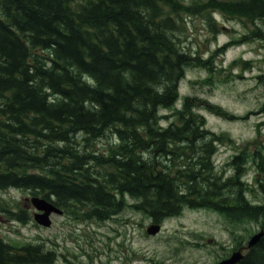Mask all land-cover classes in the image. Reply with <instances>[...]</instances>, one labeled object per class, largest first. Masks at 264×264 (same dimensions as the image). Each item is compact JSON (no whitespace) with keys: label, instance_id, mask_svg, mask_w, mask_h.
<instances>
[{"label":"trees","instance_id":"trees-1","mask_svg":"<svg viewBox=\"0 0 264 264\" xmlns=\"http://www.w3.org/2000/svg\"><path fill=\"white\" fill-rule=\"evenodd\" d=\"M214 12L264 23V0H0V191L29 192L102 222L117 190L140 198L155 220L202 208L264 230V146L234 156V175L221 182L211 157L226 136L205 128L188 97L160 114L174 107L187 68L206 69L204 83L213 84L211 58L183 51L177 33L183 15L198 16L215 37ZM252 37L264 41V32ZM108 134L113 143L97 152L95 141ZM196 138L204 140L198 150ZM250 167L256 204L242 180ZM29 219L0 198V221ZM15 246L0 238V264L56 260L40 244ZM238 264H264V234Z\"/></svg>","mask_w":264,"mask_h":264},{"label":"rangeland","instance_id":"rangeland-1","mask_svg":"<svg viewBox=\"0 0 264 264\" xmlns=\"http://www.w3.org/2000/svg\"><path fill=\"white\" fill-rule=\"evenodd\" d=\"M187 1L191 2V0ZM213 18L219 25L217 26L219 32L215 37L209 34L208 27L201 17L183 15L182 19L180 18L183 24V32L177 33L181 37L180 47L185 52L195 54L194 57L207 58L227 42L230 41L231 44L211 57L212 85L204 83L210 75L206 69L185 70L178 85L179 100L174 105V109L179 108L185 97L190 98L192 102H190V110L193 114L204 117L205 128L210 132L226 136L224 143L218 146L213 162L217 172L223 168L222 177H229L233 171L227 163L235 153L240 150L252 152L260 144L264 146V79L258 80L259 76L264 75V41L252 37L256 29L264 32V23L248 21L242 24L240 20H228L218 14H214ZM241 36L246 39L242 40ZM235 60L247 63L244 66L236 64L233 67L235 69L230 68L229 64ZM227 74L232 76L231 80L222 81ZM236 75L240 77L235 78ZM210 106H217L232 117L217 116L210 111ZM160 110V114H169L168 111L163 112L162 108ZM162 122L165 126L166 123ZM108 135L105 139L95 141L99 151H102L107 144L113 143L111 135ZM203 143V139L196 138L193 143L195 150H198ZM253 177L254 172L249 168L244 180L251 182ZM0 196L12 205H18L29 211L31 218L26 225L1 221L0 236L6 242L16 245L41 243L46 250L56 252L58 256L56 264H120V262L148 264L152 252L157 260L151 264H169L171 260L164 262V259H168L175 248H180L182 256L191 260L200 261V258H205L208 264H213L218 255L224 256L228 253L229 246L232 245L231 231L237 236L238 241L243 243L260 229L254 222L236 225L233 229L232 225L217 213L185 209L178 217L164 221L162 235L146 240L143 238L140 226L145 224L144 216L131 208L126 209L112 221L104 223L80 222L64 214L53 215L51 226L42 228L33 220L35 211L28 204L31 197L29 192L9 190L0 192ZM255 196L256 193L247 194V198L252 202L257 200ZM140 217L143 219L142 222L135 224L133 221L139 220ZM116 223L123 225L124 230L125 227L127 229L124 233V242L118 238L119 233L112 230ZM115 233L117 237L112 239ZM185 239L190 244L183 243ZM214 243L225 245L224 248L215 247ZM115 245L118 249L121 245L128 250L122 256V261L109 262L107 255L116 251ZM119 255L118 250L116 256ZM190 262L188 264H191Z\"/></svg>","mask_w":264,"mask_h":264},{"label":"water","instance_id":"water-1","mask_svg":"<svg viewBox=\"0 0 264 264\" xmlns=\"http://www.w3.org/2000/svg\"><path fill=\"white\" fill-rule=\"evenodd\" d=\"M32 205L34 206V208L38 211V212H42L41 214H36L35 215V220L38 224L42 225V226H49L50 225V221L48 219L49 215L54 212V213H61L59 210L54 209L51 205H49L48 203H46L43 200H39L37 198H33L32 200ZM155 228V227H154ZM153 227H151L148 230V233L150 234H155L158 230V228L154 229ZM156 230V231H155ZM262 233H259L255 236H253L249 243H248V247H253L261 238ZM240 259V255H233L230 259H228L225 262H222L221 264H235L238 260Z\"/></svg>","mask_w":264,"mask_h":264},{"label":"bare ground","instance_id":"bare-ground-1","mask_svg":"<svg viewBox=\"0 0 264 264\" xmlns=\"http://www.w3.org/2000/svg\"><path fill=\"white\" fill-rule=\"evenodd\" d=\"M84 78V77H83ZM86 78H87V76H86ZM88 79V78H87ZM89 80V79H88ZM88 80H87V82H88ZM85 82H86V80H85ZM89 83V82H88ZM50 97H51V95H50ZM179 100V99H178ZM176 105V104H175ZM164 112V111H163ZM162 114V113H161ZM164 114V113H163ZM160 115V114H159ZM161 118H162V116H161ZM160 122V121H159ZM161 123H163V122H161ZM158 124V123H157ZM161 125V124H160ZM163 127H165V126H163ZM113 132V131H112ZM111 132V133H112ZM79 135H80V133H79ZM107 136H109V135H107ZM79 138V137H78ZM92 151V150H91ZM259 187V186H258ZM253 190V189H252ZM248 192H250V191H248ZM264 231V230H263ZM46 256V255H45ZM49 260H50V257H49ZM28 262H30L29 260H28ZM46 262V261H45ZM28 264V263H27Z\"/></svg>","mask_w":264,"mask_h":264},{"label":"flooded vegetation","instance_id":"flooded-vegetation-1","mask_svg":"<svg viewBox=\"0 0 264 264\" xmlns=\"http://www.w3.org/2000/svg\"><path fill=\"white\" fill-rule=\"evenodd\" d=\"M150 221H151V223H154L152 219Z\"/></svg>","mask_w":264,"mask_h":264}]
</instances>
